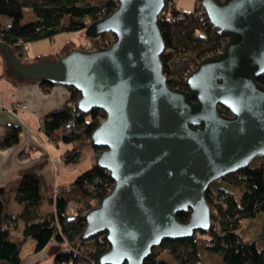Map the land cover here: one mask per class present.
Here are the masks:
<instances>
[{
    "label": "water",
    "instance_id": "1",
    "mask_svg": "<svg viewBox=\"0 0 264 264\" xmlns=\"http://www.w3.org/2000/svg\"><path fill=\"white\" fill-rule=\"evenodd\" d=\"M200 3L229 39L189 72L187 90L168 85L162 72L157 18L165 0H119L89 24V37L115 35L108 47L26 62L0 41L12 76L70 85L80 91L77 108L106 112L91 142L102 146L94 161L113 187L85 213L81 235L106 231L100 264H143L162 238L208 230L209 185L264 156V88L255 80L264 72V0Z\"/></svg>",
    "mask_w": 264,
    "mask_h": 264
},
{
    "label": "trees",
    "instance_id": "2",
    "mask_svg": "<svg viewBox=\"0 0 264 264\" xmlns=\"http://www.w3.org/2000/svg\"><path fill=\"white\" fill-rule=\"evenodd\" d=\"M118 2L0 0V41L10 47L20 61L54 60L80 47L70 40L53 55L29 58L24 46L34 40L53 38L58 33H84L89 24L112 12ZM193 6L191 10L182 9L176 5V0H165L157 18L165 43L160 55L162 72L167 76L168 85L182 90L188 89L187 75L199 60L218 53L229 39L225 32L212 25L200 0H194ZM26 9L33 14L30 20H25ZM84 35L91 44L85 50L108 47L115 37L110 31L95 37ZM255 80L264 88V72L255 76ZM25 81L36 82L45 91L54 86L35 78ZM65 88L69 90L68 98L60 108L49 111L42 118L41 131L52 143L67 146L60 154L61 162L75 166L84 147L91 145L94 158L102 149L91 142V134L106 112L95 107L89 111L77 108L80 91L70 85ZM219 108L223 114L232 116L222 104ZM19 132L20 126L10 125L0 148L13 147ZM257 157L262 158L257 166L249 163L209 185L205 192L211 215L208 230L195 231L192 236L183 238H162L159 245L151 248L143 264H169L158 258L164 250L170 251L176 264H264V231L259 239L243 235L244 222L264 215V156ZM20 179L13 197L21 206L16 214L5 212L10 193L0 187V264H21L20 252L29 237L33 239L35 252L47 246L51 238L63 245L62 250L54 254L51 264H100V256L110 247L106 231L84 239L81 235L86 225L85 213L99 204L113 187L109 172L93 160L90 167L80 170L67 185H52L38 171L25 172ZM44 203L50 206L46 211L42 209ZM71 203L75 205L74 213L68 210ZM176 216L185 220L188 211L177 212ZM261 239L263 242L258 245ZM205 256L210 260L206 261Z\"/></svg>",
    "mask_w": 264,
    "mask_h": 264
},
{
    "label": "crops",
    "instance_id": "3",
    "mask_svg": "<svg viewBox=\"0 0 264 264\" xmlns=\"http://www.w3.org/2000/svg\"><path fill=\"white\" fill-rule=\"evenodd\" d=\"M6 56L0 53V73H5L0 74V142L10 125L20 126V132L13 147L0 148V187L10 193L5 212L16 214L20 205L15 213L10 210L16 205L13 197L25 172L38 171L52 185H67L78 172L72 170L75 166L62 164L60 154L67 146L48 140L40 123L49 111L65 103L69 90L55 84L45 91L36 82L12 76L9 72L11 62ZM22 104L25 107L21 108ZM55 168L58 169V179L55 178ZM49 207L47 203L42 205L44 211Z\"/></svg>",
    "mask_w": 264,
    "mask_h": 264
},
{
    "label": "rangeland",
    "instance_id": "4",
    "mask_svg": "<svg viewBox=\"0 0 264 264\" xmlns=\"http://www.w3.org/2000/svg\"><path fill=\"white\" fill-rule=\"evenodd\" d=\"M176 5L182 9L184 8L191 10L194 8L193 6L194 0H176ZM31 18H33V14L31 13L30 10L26 9L25 20H30ZM70 40L74 41L75 45L77 47H80V49L82 50L87 49L91 45L89 43V39L85 37L84 33L81 31L63 32L54 35L53 38L50 39L42 38L41 40L31 41L30 43H28L29 49L26 50V55L29 58L34 56L53 55L54 53L60 51V49L64 46L65 42ZM0 53L1 55H4L3 49L0 50ZM0 74L3 75L5 73H0ZM80 155H81L80 161L75 165L76 168L71 166L74 168L72 170L75 172H80V170H84L91 166V163L94 160L93 150L91 145L84 147L81 150ZM260 162H262V158L256 157L251 162V164L257 166V164H259ZM58 176H59L58 169L55 168V178L58 179ZM212 188H215V186L213 185ZM15 204L16 205L12 206V209L10 210L11 212L14 211L13 213H15L17 209L16 207L19 206L18 203ZM74 206H75L74 203H71V205L68 207V210H70L71 208L74 210L75 209ZM243 225H244V231H243L244 236H246L248 239L249 238L259 239L261 232L264 231V215H260L258 218H255L251 221H246L244 222ZM262 242L263 240L261 239L258 245H261ZM91 243L92 242L89 241V244ZM47 244L49 245L45 246L39 252H35L33 239L29 237L27 241L24 243V246L20 252L21 256L23 257L21 264H51L54 259V254L58 251H61L63 245L59 244V242L55 238H51ZM158 258L160 260H164L168 262L169 264H176V262L172 259L169 250L162 251L161 254L158 256ZM204 259H206V261L210 260L207 256H205Z\"/></svg>",
    "mask_w": 264,
    "mask_h": 264
},
{
    "label": "built area",
    "instance_id": "5",
    "mask_svg": "<svg viewBox=\"0 0 264 264\" xmlns=\"http://www.w3.org/2000/svg\"><path fill=\"white\" fill-rule=\"evenodd\" d=\"M24 47H25V50L28 49L27 46H24ZM23 107H25V104H22L21 108H23ZM74 212H75V210H73L72 208L69 210V213H74Z\"/></svg>",
    "mask_w": 264,
    "mask_h": 264
}]
</instances>
